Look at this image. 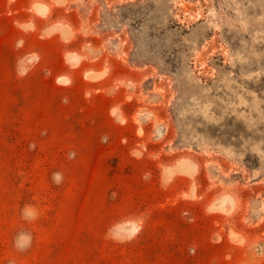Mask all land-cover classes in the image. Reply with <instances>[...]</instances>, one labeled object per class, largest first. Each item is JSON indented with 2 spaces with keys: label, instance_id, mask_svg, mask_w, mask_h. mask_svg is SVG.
Listing matches in <instances>:
<instances>
[{
  "label": "rangeland",
  "instance_id": "rangeland-1",
  "mask_svg": "<svg viewBox=\"0 0 264 264\" xmlns=\"http://www.w3.org/2000/svg\"><path fill=\"white\" fill-rule=\"evenodd\" d=\"M0 264H264V0H0Z\"/></svg>",
  "mask_w": 264,
  "mask_h": 264
},
{
  "label": "clouds",
  "instance_id": "clouds-1",
  "mask_svg": "<svg viewBox=\"0 0 264 264\" xmlns=\"http://www.w3.org/2000/svg\"><path fill=\"white\" fill-rule=\"evenodd\" d=\"M56 176H57V179H58L59 178L58 174H56Z\"/></svg>",
  "mask_w": 264,
  "mask_h": 264
}]
</instances>
